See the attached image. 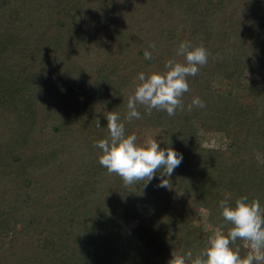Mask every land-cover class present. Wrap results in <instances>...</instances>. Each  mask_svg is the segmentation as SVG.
Segmentation results:
<instances>
[{
  "label": "trees",
  "instance_id": "trees-1",
  "mask_svg": "<svg viewBox=\"0 0 264 264\" xmlns=\"http://www.w3.org/2000/svg\"><path fill=\"white\" fill-rule=\"evenodd\" d=\"M182 42L209 52L187 78L184 111L149 117L140 107L143 119L125 120L139 73L182 62ZM194 97L206 106L188 110ZM111 111L126 135L159 132L162 149L182 154L165 177L171 188L158 187L159 171L125 187L100 165L95 142L108 138ZM202 129L229 146H203ZM257 155L264 161V0H0V264L195 256L210 235L198 222L231 227L219 207L226 195L233 206L242 195L264 206Z\"/></svg>",
  "mask_w": 264,
  "mask_h": 264
},
{
  "label": "clouds",
  "instance_id": "clouds-1",
  "mask_svg": "<svg viewBox=\"0 0 264 264\" xmlns=\"http://www.w3.org/2000/svg\"><path fill=\"white\" fill-rule=\"evenodd\" d=\"M153 50L155 43L149 45ZM176 56L183 57V61L168 59L163 72H152L145 75L139 73L138 83L127 100L125 120L143 119L140 107L145 109L146 115L151 116L153 109L165 111L168 116H175L177 110L184 111L183 94L190 90L188 77L196 76L201 67L208 62L209 52L203 46H192L190 42L180 43ZM144 58L152 60L153 54L144 50ZM205 102L194 97L187 106L203 108ZM108 138L95 142V147L102 151L99 163L109 174L118 175L125 187L133 184L147 186L159 171L161 173L158 187L171 188L169 179L174 170L183 160L169 147L162 149L156 139H148L143 144L137 142L135 133L126 135L125 124L121 116L114 111L107 112ZM100 126L99 120L96 124ZM257 161L264 163L257 155ZM230 196H225L219 202L222 217L227 225V231L217 229L207 241V246L194 256L192 250L186 252H172L168 264H264V206L259 199L249 200L247 195L238 197L234 206L229 203ZM223 227V226H222ZM237 240L243 241L245 253L232 245Z\"/></svg>",
  "mask_w": 264,
  "mask_h": 264
},
{
  "label": "rangeland",
  "instance_id": "rangeland-1",
  "mask_svg": "<svg viewBox=\"0 0 264 264\" xmlns=\"http://www.w3.org/2000/svg\"><path fill=\"white\" fill-rule=\"evenodd\" d=\"M102 33L104 34V32H101V34ZM252 75H253L252 72L246 71V73L243 74V78L245 80H250ZM200 134H201V139H200L201 143L205 147L219 148V149L224 150L229 146V143L227 142V140L221 139L220 135L215 132H210V131H206L202 129L200 131ZM160 135L161 134L159 132H153V130L147 131L145 129H140L138 131L137 140L139 143H142V144L148 139H156L157 141H159ZM138 223L139 221L135 219V220H131L129 224L131 227H135L138 225ZM198 224L201 225L202 231L210 232L209 237L217 230V229L211 230L212 226H210V224L207 223L205 220L198 222ZM245 251H246L245 249H242L241 253H244Z\"/></svg>",
  "mask_w": 264,
  "mask_h": 264
}]
</instances>
